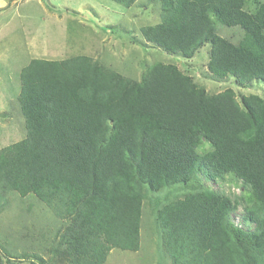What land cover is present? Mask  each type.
I'll use <instances>...</instances> for the list:
<instances>
[{
    "label": "trees",
    "instance_id": "obj_1",
    "mask_svg": "<svg viewBox=\"0 0 264 264\" xmlns=\"http://www.w3.org/2000/svg\"><path fill=\"white\" fill-rule=\"evenodd\" d=\"M151 1L160 19L142 26L147 42L184 58L209 45L213 79L264 82V0ZM219 25L240 27L239 41ZM20 81L26 135L0 149V209L13 191L33 193L69 221L61 242L71 264L138 251L144 202L170 185L184 196L156 199L153 212L170 264H264V96L211 93L173 61L136 80L85 54L33 58ZM227 174L254 196L244 207L253 229L233 222L239 201L202 178Z\"/></svg>",
    "mask_w": 264,
    "mask_h": 264
},
{
    "label": "rangeland",
    "instance_id": "obj_2",
    "mask_svg": "<svg viewBox=\"0 0 264 264\" xmlns=\"http://www.w3.org/2000/svg\"><path fill=\"white\" fill-rule=\"evenodd\" d=\"M17 2L18 5L7 6L3 8L5 13H0V149L26 135L17 99L21 69L33 58L65 59L85 54L136 80L142 79L155 61H173L211 93L232 87L238 98L251 93L264 96V82L260 79L247 85H241L235 77L223 81L213 79L208 71L209 45L193 58H184L147 42L142 26L160 19V5L151 0H137L129 8L110 0ZM218 31L238 42L243 30L219 25ZM208 149L205 143L200 151ZM202 178L206 185L239 201L240 206L231 215L236 225L254 228L255 224L244 219V207L254 202V196L237 176L202 175ZM184 194V190L173 185L149 192L143 207L140 249L115 248L104 264H170L162 233L155 222L154 201L162 197L165 203ZM68 222L33 193L25 197L15 191L9 193L0 209V254L4 263L8 264V258L12 257L16 264H71L66 246L61 242L62 229Z\"/></svg>",
    "mask_w": 264,
    "mask_h": 264
},
{
    "label": "crops",
    "instance_id": "obj_3",
    "mask_svg": "<svg viewBox=\"0 0 264 264\" xmlns=\"http://www.w3.org/2000/svg\"><path fill=\"white\" fill-rule=\"evenodd\" d=\"M15 4L18 5L17 0H0V13H5L3 8H5L7 6L13 7Z\"/></svg>",
    "mask_w": 264,
    "mask_h": 264
}]
</instances>
